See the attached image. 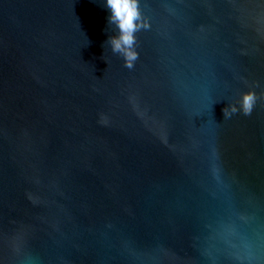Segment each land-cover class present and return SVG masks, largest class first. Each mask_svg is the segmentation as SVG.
<instances>
[{
  "label": "water",
  "instance_id": "95a60500",
  "mask_svg": "<svg viewBox=\"0 0 264 264\" xmlns=\"http://www.w3.org/2000/svg\"><path fill=\"white\" fill-rule=\"evenodd\" d=\"M139 5L0 0V264H264V0Z\"/></svg>",
  "mask_w": 264,
  "mask_h": 264
},
{
  "label": "clouds",
  "instance_id": "9594fccd",
  "mask_svg": "<svg viewBox=\"0 0 264 264\" xmlns=\"http://www.w3.org/2000/svg\"><path fill=\"white\" fill-rule=\"evenodd\" d=\"M100 2L109 13L108 28L113 30V34L107 37L104 45L107 44L112 53L118 54L124 66L131 70L139 58L136 51V33L149 27L141 13L139 0H100ZM256 102L257 95L254 91L242 92L234 103L222 108L223 117L231 118L237 113L249 116Z\"/></svg>",
  "mask_w": 264,
  "mask_h": 264
}]
</instances>
